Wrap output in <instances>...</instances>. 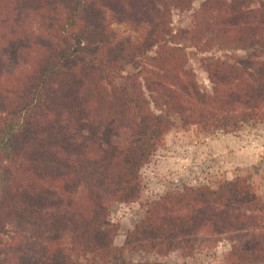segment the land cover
Returning <instances> with one entry per match:
<instances>
[{"label": "trees", "instance_id": "obj_1", "mask_svg": "<svg viewBox=\"0 0 264 264\" xmlns=\"http://www.w3.org/2000/svg\"><path fill=\"white\" fill-rule=\"evenodd\" d=\"M195 1L0 0V264H109L123 252L199 264L223 235L235 247L218 264H264V162L142 200V169L177 123L264 126V1L204 0L175 29L173 11ZM185 40L252 52L209 65L206 90ZM136 202L144 216L123 231L110 210Z\"/></svg>", "mask_w": 264, "mask_h": 264}, {"label": "rangeland", "instance_id": "obj_2", "mask_svg": "<svg viewBox=\"0 0 264 264\" xmlns=\"http://www.w3.org/2000/svg\"><path fill=\"white\" fill-rule=\"evenodd\" d=\"M203 1L196 0L191 12L173 11L172 26L175 29L189 28L192 13L200 8ZM109 21L113 22L111 17ZM112 26L124 36L134 35L125 25L113 22ZM183 44L189 55V67L194 70L199 83L206 90H211L207 74L209 65L228 59L232 55L244 58L252 52V50L235 52L213 49L207 53H200L191 46L189 40H185ZM134 72V67H128L127 71L123 72V76L128 77ZM119 82L128 83L125 78H121ZM115 141L122 143L123 138L118 137ZM263 162L264 126L246 127L237 133L219 131L208 134L197 126H182L181 123H177L165 136L163 146L142 169L145 181L142 200L158 199L168 191L181 190L184 185L216 187L223 179H234L241 168L262 165ZM143 216L144 212L137 202L129 205L117 203L110 210L111 220L120 224L123 231L132 229ZM124 240L125 235L121 231L115 238V244L122 246ZM234 247L235 243L227 235H223L213 244H204L190 261L199 264H218ZM123 260L170 264L182 262L179 252L168 256L123 252L113 257L109 264H118Z\"/></svg>", "mask_w": 264, "mask_h": 264}]
</instances>
